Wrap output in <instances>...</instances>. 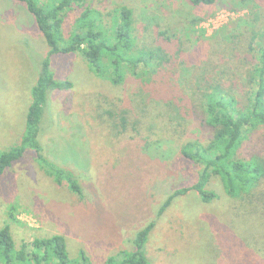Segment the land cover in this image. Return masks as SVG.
Here are the masks:
<instances>
[{
  "label": "rangeland",
  "instance_id": "rangeland-1",
  "mask_svg": "<svg viewBox=\"0 0 264 264\" xmlns=\"http://www.w3.org/2000/svg\"><path fill=\"white\" fill-rule=\"evenodd\" d=\"M121 7L131 12V53L151 48L162 57L149 69L126 66L120 84L97 76L79 52L50 57L55 77L69 79L72 87L49 93L37 139L45 159L70 170L84 196L56 183L27 147L0 176V228L9 225L15 248L25 244L28 256L34 238L60 234L71 264H106L109 256L132 250L129 240L154 220L144 245L150 264H264V182L244 200L212 173L206 183L212 200L190 190L157 215L167 197L196 182L204 168L182 147L189 140L207 144L212 131L200 110L181 118L177 131L176 120L162 124L163 109L154 116L141 98L132 101L168 90V99L183 98L177 102L192 107L187 90L203 85V75L226 84L243 80V69L255 61L249 30L256 9L241 0L197 6L189 0H72L61 14L64 36L78 29L86 8L111 36ZM48 49L26 5L0 0V151L21 141L30 88ZM263 145L260 127L242 139L234 156L247 159ZM43 263L58 264L53 257Z\"/></svg>",
  "mask_w": 264,
  "mask_h": 264
},
{
  "label": "trees",
  "instance_id": "trees-1",
  "mask_svg": "<svg viewBox=\"0 0 264 264\" xmlns=\"http://www.w3.org/2000/svg\"><path fill=\"white\" fill-rule=\"evenodd\" d=\"M20 1L26 5L27 11L33 16L49 49L38 61L37 77L30 88V104L26 112L25 132L21 141L14 147L0 151V176L14 161L20 159L29 147L34 150L37 160L56 183H66L71 192L78 197H83V188L73 173L67 168L47 161L37 139L38 125L49 93L53 90L60 91L72 87L69 79L55 77L50 57L57 53L79 52L86 58L97 76L106 78L113 84H120L125 77L126 66L135 69L142 64L149 69L155 60L162 56L151 48L131 53L134 42L131 12L127 7L119 9L120 21L112 28L111 36L99 28L100 18L95 19L86 8L78 19V29L70 32L66 38L62 31L61 14L72 0ZM189 1L197 6L209 5L216 0ZM241 2L250 11L256 9L250 15V20L254 22L249 30L251 33L249 47L254 51L255 61L250 68L243 69L241 79H244L238 81L239 84L233 81L226 84L212 74L203 75L205 79L203 85L187 90L193 108L188 103L183 105V98L178 99L175 96L168 99V90H160L159 94L141 92L142 94L132 99V101H138L141 98L143 106L147 111L154 113V116L157 111L160 112V109H163L162 124L169 126L176 120L175 130L177 131L182 126L181 118L190 114L191 109L192 111L200 110L202 122L212 131L207 144L189 140L182 147L181 153L184 156L201 161L204 163V168L196 182L175 189L167 197L158 209V216L165 212L175 197L190 190L197 192L202 201L212 200L214 193L206 189V183L212 173L221 175L231 196H239L243 193V199L245 197L251 199L253 186L264 182V145L260 146L257 153H251L247 159L234 156L237 155L242 139L246 138L250 131L264 128V0H241ZM255 41L258 42V47L253 44ZM241 100L245 102L241 103ZM154 224L155 221L151 220L129 240L132 250H123L119 256H109L106 264H150L144 245ZM31 246L35 251L28 256L25 244L19 249L15 248L9 225L0 228V259L3 264H44V260L50 257L55 258L58 264L72 263L68 257L65 238L60 234L34 238ZM80 254L84 261L88 260L84 251Z\"/></svg>",
  "mask_w": 264,
  "mask_h": 264
}]
</instances>
